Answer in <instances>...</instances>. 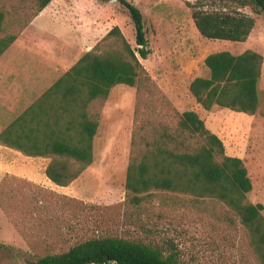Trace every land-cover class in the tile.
I'll return each instance as SVG.
<instances>
[{"label": "rangeland", "instance_id": "1", "mask_svg": "<svg viewBox=\"0 0 264 264\" xmlns=\"http://www.w3.org/2000/svg\"><path fill=\"white\" fill-rule=\"evenodd\" d=\"M73 1L81 12L86 8L93 19L100 18L93 27L82 23L87 26L84 35L96 36L90 47L114 25L131 47H136L132 20L118 0ZM127 1L143 15L150 53L140 61L148 78L143 76L138 88L117 84L109 92L93 144L95 161L84 181L89 202L34 184L23 176L35 173L34 178L40 181L31 163L0 164V189L7 188L6 193L0 192V264H31L44 254L62 252L76 242L103 235L165 247L171 243L178 254L177 264H259L247 229L223 202L153 191L151 197L133 204L125 197V175L134 132L141 147L143 137L155 129L176 126V111L194 110L221 138L226 154L243 160L252 183L247 197L264 207V13L237 0ZM194 6L241 11L253 16L255 25L245 41L209 39L194 26ZM0 9L8 13L6 33L20 32L36 14L34 0H0ZM81 12L76 13L78 18L89 21L91 16ZM56 39L38 35L37 43L47 50L61 45ZM245 49L259 52L263 58L257 111L250 115L219 106L202 108L188 86L193 78L208 76L205 56L220 50L238 54ZM2 168L12 170L15 176H5ZM17 199L22 203L15 205ZM261 213L264 215V208Z\"/></svg>", "mask_w": 264, "mask_h": 264}, {"label": "trees", "instance_id": "2", "mask_svg": "<svg viewBox=\"0 0 264 264\" xmlns=\"http://www.w3.org/2000/svg\"><path fill=\"white\" fill-rule=\"evenodd\" d=\"M34 1L37 14L51 0ZM118 1L132 20L136 47L114 25L35 105L0 133V143L24 155L50 158L44 173L60 186L70 184L92 163L93 138L111 88L117 84L137 87L143 76L148 78L140 61L150 53L142 12L127 0ZM237 1L264 13V0ZM7 15L0 9V54L19 33H6ZM191 15L200 35L209 39L245 41L255 25L253 16L236 10L194 6ZM262 61V55L253 49L238 54L227 50L209 53L204 58L208 76L193 78L189 92L205 110L219 106L254 114L260 105ZM175 115L174 128L163 125L155 129L143 137L141 147L135 142V132L132 134L126 200L139 204L153 191L217 199L247 229L259 264H264V207L247 197L252 183L243 160L226 154L221 138L196 111H176ZM168 247L116 235L94 236L62 252L44 254L31 264H177L174 246L170 243Z\"/></svg>", "mask_w": 264, "mask_h": 264}, {"label": "crops", "instance_id": "3", "mask_svg": "<svg viewBox=\"0 0 264 264\" xmlns=\"http://www.w3.org/2000/svg\"><path fill=\"white\" fill-rule=\"evenodd\" d=\"M73 3V0H51L20 30L13 42L0 54V133L32 105H35L42 94L77 61L81 52L91 50L90 46L94 44L92 40L96 36L93 35L90 38V35H84L83 27L87 26H82V23L93 27L100 18L94 17L93 19L90 10L85 8L81 12ZM79 12L88 13L91 16L90 20L83 21V16L78 18L76 13ZM58 20L60 21L58 22ZM34 24L37 27H34ZM38 35L58 38L56 40H60L59 42L62 43L59 47H48L47 50H44L37 43ZM76 52H78V56ZM66 57H70L69 60H65ZM107 100L108 97L102 111ZM99 125L100 119L95 136ZM93 155L95 161L94 151ZM49 161L48 157L24 155L12 146L0 143V164L31 163L34 166V171L39 174L40 181L34 178L35 173H25L23 176H26L34 184H39V186L59 195L66 196V198L89 202L90 198L84 193V181L93 161L82 174L67 186L57 185L46 177L44 170ZM3 173L5 176L9 174L15 176L12 170L7 168L3 169ZM6 191L7 188L0 189V192L6 193ZM20 203L22 200L17 199L14 204Z\"/></svg>", "mask_w": 264, "mask_h": 264}, {"label": "water", "instance_id": "4", "mask_svg": "<svg viewBox=\"0 0 264 264\" xmlns=\"http://www.w3.org/2000/svg\"><path fill=\"white\" fill-rule=\"evenodd\" d=\"M113 1V0H112Z\"/></svg>", "mask_w": 264, "mask_h": 264}]
</instances>
